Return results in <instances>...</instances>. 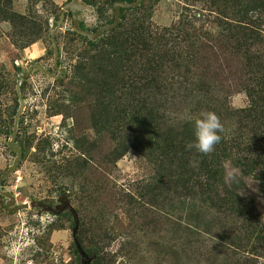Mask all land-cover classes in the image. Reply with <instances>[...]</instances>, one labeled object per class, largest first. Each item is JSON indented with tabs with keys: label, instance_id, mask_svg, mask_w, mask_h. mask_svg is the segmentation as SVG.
Instances as JSON below:
<instances>
[{
	"label": "rangeland",
	"instance_id": "obj_1",
	"mask_svg": "<svg viewBox=\"0 0 264 264\" xmlns=\"http://www.w3.org/2000/svg\"><path fill=\"white\" fill-rule=\"evenodd\" d=\"M71 1L91 35L118 23L79 32ZM244 23L250 37L234 27ZM251 107L264 122V0H11L0 11V264H226L195 233L196 150L181 189L182 157L154 125L212 111L221 133L264 151V132L235 116ZM242 162L221 161L226 184L264 226V188Z\"/></svg>",
	"mask_w": 264,
	"mask_h": 264
},
{
	"label": "trees",
	"instance_id": "obj_2",
	"mask_svg": "<svg viewBox=\"0 0 264 264\" xmlns=\"http://www.w3.org/2000/svg\"><path fill=\"white\" fill-rule=\"evenodd\" d=\"M10 3L11 0H0V11L8 8ZM250 26L246 23L234 25L243 38L250 37V33H255ZM172 55L178 56L179 54L169 49L164 56ZM162 59V55L158 56V61ZM154 114L153 109L148 111V115ZM257 115L259 114L255 113V109L251 107L246 111L237 112L235 116L238 117L240 128L248 132L259 131L261 133L264 132V129H261L264 127V122H258L255 118ZM154 127L155 136L161 139L168 151L182 157L177 166L184 170L185 175L179 173L180 182L177 185L181 189L191 190V177L188 175L191 166L186 160V155L193 149L188 150L186 145L195 140L194 121L182 122L178 124V127L175 124H169L163 129H156L155 125ZM219 134L222 139L212 153L204 155L196 151L195 154L198 156V200L201 205L195 233L203 248L207 245L206 240H216L212 247L213 260L221 256L226 264H262L260 260L264 259V226L259 213L250 200L226 184L221 161L232 152L239 153L243 168L255 172L261 187L264 188V151L253 150L251 141H244L241 136L237 139L223 133ZM175 180L174 183H172L173 179L169 181L172 187L176 186ZM211 218L218 219L215 234L214 229L216 228ZM219 218L224 220L219 221ZM236 223L239 225L237 226ZM217 246H219L218 249ZM211 252L208 251V253ZM103 254L108 258L111 256L108 251H103ZM209 259L210 257H204V260Z\"/></svg>",
	"mask_w": 264,
	"mask_h": 264
},
{
	"label": "clouds",
	"instance_id": "obj_3",
	"mask_svg": "<svg viewBox=\"0 0 264 264\" xmlns=\"http://www.w3.org/2000/svg\"><path fill=\"white\" fill-rule=\"evenodd\" d=\"M223 132V124L220 117L212 111H203L194 120L195 140L186 145L188 150L195 149L197 152L208 155L215 150V146L221 141L219 133ZM234 179V177H233Z\"/></svg>",
	"mask_w": 264,
	"mask_h": 264
},
{
	"label": "water",
	"instance_id": "obj_4",
	"mask_svg": "<svg viewBox=\"0 0 264 264\" xmlns=\"http://www.w3.org/2000/svg\"><path fill=\"white\" fill-rule=\"evenodd\" d=\"M69 6H70V9H71V10L73 11V13H74V18H75V29H76L77 31H79V32L86 33V34L89 35L90 33L85 32L84 30H82L81 28L78 27V24H77V18L75 17V9L78 7L77 3H76L75 1H71V2L69 3ZM117 23H118V20H117V18H115V20H114L111 24L104 25L100 30H98V32H97L95 35H91V34H90L89 36H92L93 38L98 37V36H100V33H99V32H101L102 29H104V28H112V27H114L115 25H117Z\"/></svg>",
	"mask_w": 264,
	"mask_h": 264
}]
</instances>
